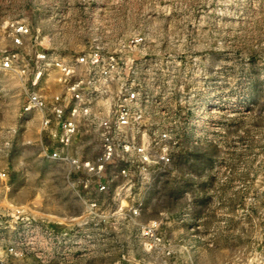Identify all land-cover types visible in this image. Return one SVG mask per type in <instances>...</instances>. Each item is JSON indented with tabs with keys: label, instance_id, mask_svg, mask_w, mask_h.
<instances>
[{
	"label": "rangeland",
	"instance_id": "obj_1",
	"mask_svg": "<svg viewBox=\"0 0 264 264\" xmlns=\"http://www.w3.org/2000/svg\"><path fill=\"white\" fill-rule=\"evenodd\" d=\"M16 22L31 29L26 59L94 44L128 60L145 140L167 129L175 143L170 166L128 178L119 166L107 192H81L91 209L50 158L39 114L20 119L27 77L0 68V264H159L142 238L155 220L179 264L264 259V0H0V50L15 49ZM40 88L59 92L56 72ZM74 150L93 158L97 141Z\"/></svg>",
	"mask_w": 264,
	"mask_h": 264
},
{
	"label": "built area",
	"instance_id": "obj_2",
	"mask_svg": "<svg viewBox=\"0 0 264 264\" xmlns=\"http://www.w3.org/2000/svg\"><path fill=\"white\" fill-rule=\"evenodd\" d=\"M31 35L27 25L11 24L15 49L0 50V68L21 79L27 77L20 119L39 114L41 133L52 143L50 158L69 166V182L82 199L81 192H107L113 186L114 176L109 174L113 168L120 166L119 175L128 178L171 165L172 132L155 131L144 138L148 99L135 79L133 64L94 44L71 58L41 48L29 60L20 48ZM49 70L56 72L61 88L53 95L40 88ZM85 136L97 141L98 154L93 158L82 159L74 150L76 140ZM85 201L91 209L98 205L96 199ZM130 211L131 216H140L139 207ZM161 226L158 220L142 226L144 249L152 257L159 256V264H179L174 259L175 246L162 234ZM257 264H264V259Z\"/></svg>",
	"mask_w": 264,
	"mask_h": 264
}]
</instances>
